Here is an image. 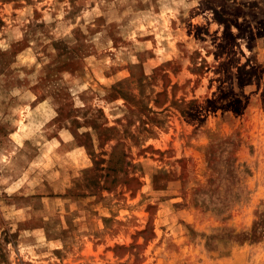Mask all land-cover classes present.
Returning a JSON list of instances; mask_svg holds the SVG:
<instances>
[{"label": "rangeland", "instance_id": "rangeland-1", "mask_svg": "<svg viewBox=\"0 0 264 264\" xmlns=\"http://www.w3.org/2000/svg\"><path fill=\"white\" fill-rule=\"evenodd\" d=\"M0 264H264V0H0Z\"/></svg>", "mask_w": 264, "mask_h": 264}, {"label": "trees", "instance_id": "trees-1", "mask_svg": "<svg viewBox=\"0 0 264 264\" xmlns=\"http://www.w3.org/2000/svg\"><path fill=\"white\" fill-rule=\"evenodd\" d=\"M240 70H242V71H241V74H243V73L245 74V73L248 72L247 70H244V71H243V68H242V69L240 68Z\"/></svg>", "mask_w": 264, "mask_h": 264}]
</instances>
